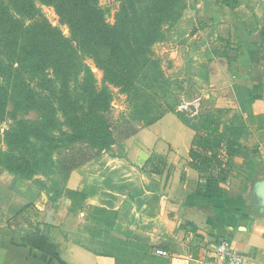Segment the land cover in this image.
<instances>
[{
  "label": "crops",
  "instance_id": "crops-1",
  "mask_svg": "<svg viewBox=\"0 0 264 264\" xmlns=\"http://www.w3.org/2000/svg\"><path fill=\"white\" fill-rule=\"evenodd\" d=\"M208 12L210 20L198 19L207 20L203 30L194 25L196 14L190 11L166 40L175 47L174 65L189 75L197 69L196 57L205 59V49L230 34L219 9ZM223 61L218 58L217 65ZM248 90L230 84L221 87L227 98L217 99L218 87L204 91L207 99H215L214 109L234 108L247 122L240 153L223 183L203 180L189 167L195 130L173 112L68 175L67 190L84 198L77 213L49 214L44 193L0 168V179L16 180L11 191L0 183V264H203L223 241L248 264H264V206L255 193L256 183L264 181V151L254 152L264 124L253 125L264 122V102L250 98ZM187 108L196 118L207 116L206 110L199 115ZM149 158L166 161L168 169L160 165L155 174L150 166L142 168ZM250 161L252 167L246 165ZM28 205L41 217H23Z\"/></svg>",
  "mask_w": 264,
  "mask_h": 264
},
{
  "label": "trees",
  "instance_id": "trees-1",
  "mask_svg": "<svg viewBox=\"0 0 264 264\" xmlns=\"http://www.w3.org/2000/svg\"><path fill=\"white\" fill-rule=\"evenodd\" d=\"M188 1L115 0L111 24L101 0H0V125L8 123L0 131L5 148H0V167L22 180L48 177L55 170L68 177L174 112L169 102L175 96L173 85L154 48L166 42ZM230 2L222 0L226 6ZM41 5L55 10L69 37L46 21L33 22L41 17ZM102 48L104 58L99 56ZM79 56L93 61L102 73L100 84ZM113 90L126 103L117 118L111 112ZM12 99L19 110L36 112L40 120L8 111ZM224 113L214 109L194 123L186 113L177 114L195 130L189 167L201 179L218 183L230 174L248 130L242 115L224 121ZM154 162L149 158L140 165L157 174L165 163Z\"/></svg>",
  "mask_w": 264,
  "mask_h": 264
},
{
  "label": "rangeland",
  "instance_id": "rangeland-1",
  "mask_svg": "<svg viewBox=\"0 0 264 264\" xmlns=\"http://www.w3.org/2000/svg\"><path fill=\"white\" fill-rule=\"evenodd\" d=\"M230 1L228 6L224 5L222 0L188 1L187 11L183 13L177 24L183 21V17L188 15V12L193 11L197 19L194 25L198 28L201 26L203 30L204 26L207 25V20L211 19L207 16L208 13H210L208 11L217 7L219 9L218 18L224 20V23L231 25L230 34L227 38H218L211 46L205 49V59H200L195 56L196 60H194V63L196 65H194L197 69H193L190 75L185 68L179 67L178 64L177 67L174 65L175 59L172 58V52L175 47L170 45L168 41L155 46V54L160 60L165 76L173 85L172 89L175 96L169 101L171 104L175 105L173 113H189V115H186L187 117H195L190 114L187 107L193 108L195 113L199 115L203 114L202 112H205V110L207 114L212 113L214 110V105L212 104L214 100L220 97L227 98L226 94L221 92V87L226 88L230 84L250 89L251 94L255 98L254 100L264 102V0ZM100 5L103 9L108 11L106 12L107 21L112 24L116 6L115 0H101ZM39 7L41 17H34L32 19L33 22L40 23L42 20L46 21L53 27L60 29L65 37H69L68 27L60 24L55 10L49 6L41 5ZM200 18H206L207 20H198ZM106 55L107 51L103 48L100 49L99 56L104 58ZM227 55H232L235 60L227 61L230 59L227 58ZM221 57L224 61L223 64L219 62L221 64L220 66V64L217 65V59ZM79 58L91 68L98 84H100L102 73L94 66L93 61L82 56H79ZM223 65H225V68ZM221 67L225 70V73L223 72L224 77L220 74ZM217 87L220 91L215 92L213 95L215 98L214 100L207 99L204 96V91H213ZM7 107L8 111L15 112L20 118L28 119L33 122H38L40 120L36 112L19 110L13 99L8 102ZM125 109V97L117 92V90H113L112 116L117 118L121 113L125 112ZM227 110L228 111L223 114L224 121H228L234 114H238L235 113L238 111L234 110V108ZM250 123H252V121H250ZM7 124L8 123L1 124L0 131L6 129ZM255 124L257 126H262L264 122L254 121L253 125ZM259 139L255 147L256 150H254L255 153H258L259 150H261V152L264 151V145H261L263 144L264 136H260ZM0 148L5 149L3 144L0 145ZM164 166L165 169L169 167L166 161ZM13 179L6 180L2 177L0 183L2 182L1 185L10 188L9 191H11L12 188L16 187L15 182H13L16 180ZM20 181L28 183L33 189L44 193L48 197L50 206V210H48L49 214L54 213L58 217H61L64 214L82 211L84 198L78 193L67 190V177L61 175L59 170H55L54 173L48 177L35 176L30 180L20 179ZM12 197H14V195L8 198L5 197V203L8 204L12 202V199H14ZM87 212L88 217H92L93 210L88 209ZM21 215H24L23 217L33 218L30 221H34L38 217H41L37 213V210L31 207V205L24 208ZM92 227L93 225L90 224L88 232L93 233ZM91 239L92 237L90 236L89 240ZM135 242L136 240L134 239V243ZM122 243L123 239L118 238L117 244L121 245Z\"/></svg>",
  "mask_w": 264,
  "mask_h": 264
},
{
  "label": "built area",
  "instance_id": "built-area-1",
  "mask_svg": "<svg viewBox=\"0 0 264 264\" xmlns=\"http://www.w3.org/2000/svg\"><path fill=\"white\" fill-rule=\"evenodd\" d=\"M203 264H248L242 254L229 242L217 244Z\"/></svg>",
  "mask_w": 264,
  "mask_h": 264
},
{
  "label": "water",
  "instance_id": "water-1",
  "mask_svg": "<svg viewBox=\"0 0 264 264\" xmlns=\"http://www.w3.org/2000/svg\"><path fill=\"white\" fill-rule=\"evenodd\" d=\"M255 193L264 206V181L256 183Z\"/></svg>",
  "mask_w": 264,
  "mask_h": 264
}]
</instances>
